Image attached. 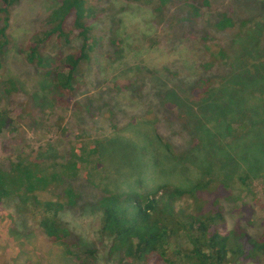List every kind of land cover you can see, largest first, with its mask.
Masks as SVG:
<instances>
[{
    "label": "rangeland",
    "instance_id": "374dc122",
    "mask_svg": "<svg viewBox=\"0 0 264 264\" xmlns=\"http://www.w3.org/2000/svg\"><path fill=\"white\" fill-rule=\"evenodd\" d=\"M61 1L20 0L9 10L0 54V114L12 123L0 133V168L20 155L65 161L79 140L97 147L101 169L93 178L99 186L82 176L71 182L80 199L62 217L71 233L66 246L49 242L16 201L1 203L0 264H79L68 251L88 250L95 253L89 264H126L99 233L97 200L114 192L151 196L163 185L187 189L202 172L236 180L234 197L242 190L237 204L222 202L227 229L241 221L250 237L261 236L264 0H209V9L198 10L191 8L197 1L173 0L157 13V0H86L94 11V48L77 70L65 107L44 70L27 63L24 53L47 30L45 20ZM223 12L235 26L220 32L214 25ZM69 41L50 38L42 53L54 57L80 46L75 37ZM207 41L226 52V61L210 64ZM200 80H211L214 89L203 104L193 95ZM156 134L173 147V156ZM242 176L247 185L238 182Z\"/></svg>",
    "mask_w": 264,
    "mask_h": 264
},
{
    "label": "trees",
    "instance_id": "16d2710c",
    "mask_svg": "<svg viewBox=\"0 0 264 264\" xmlns=\"http://www.w3.org/2000/svg\"><path fill=\"white\" fill-rule=\"evenodd\" d=\"M19 1L0 0V14L3 16L0 54L7 43L5 33L9 10ZM172 1L157 0L154 12H161ZM191 1L199 3L198 7H191L195 10L210 7L209 0ZM93 17L94 11L86 0H62L60 6L47 16V30L36 34L25 47L27 63L44 70L45 78L52 81L54 89L61 95L57 102L63 107L68 105L67 98H71L75 90L79 66L89 58L94 48L89 25ZM234 26L233 18L223 12L218 14L214 28L222 32ZM71 37L80 42L76 50L54 57L43 55L42 47L50 38L70 42ZM205 46L206 52L211 54L212 66L226 61L227 55L222 48L213 45L212 41H207ZM7 82L14 88L12 80ZM212 86L211 80L198 81L194 98L203 104L211 98ZM261 97L264 111V94ZM11 123L6 115L0 114V133ZM155 138L172 155L173 147L164 143L158 134ZM99 161L96 145L79 140L70 145L65 161L46 162L20 155L15 161H9L6 170L0 168V204L16 201L18 210L36 220L37 227L49 242L66 246L71 233L62 217L73 210L80 199L71 182L82 176L89 186L97 188L99 183L95 182L93 174L100 175ZM238 182L247 185L249 178L242 176ZM235 184L236 180L231 178L202 172L201 177L187 189L163 185L151 196L138 191L105 193L95 203L100 213L99 233L110 238L112 251L126 264H260L264 262V226L261 236L256 239L250 237L241 221L229 229L226 227L222 202L239 201L242 190L234 197ZM137 185L142 188L141 182ZM237 210L241 212V207ZM67 254L79 264H89L87 259H92L95 253L88 250L68 251Z\"/></svg>",
    "mask_w": 264,
    "mask_h": 264
}]
</instances>
